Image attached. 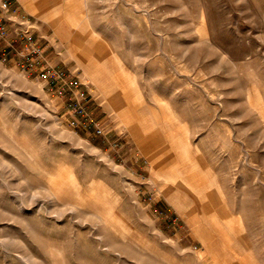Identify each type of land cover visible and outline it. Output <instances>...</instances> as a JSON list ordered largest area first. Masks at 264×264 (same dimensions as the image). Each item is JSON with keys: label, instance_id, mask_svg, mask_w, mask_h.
Instances as JSON below:
<instances>
[{"label": "rangeland", "instance_id": "1", "mask_svg": "<svg viewBox=\"0 0 264 264\" xmlns=\"http://www.w3.org/2000/svg\"><path fill=\"white\" fill-rule=\"evenodd\" d=\"M18 1L0 0V264H264V0H46L77 14L142 138Z\"/></svg>", "mask_w": 264, "mask_h": 264}, {"label": "bare ground", "instance_id": "2", "mask_svg": "<svg viewBox=\"0 0 264 264\" xmlns=\"http://www.w3.org/2000/svg\"><path fill=\"white\" fill-rule=\"evenodd\" d=\"M20 1L28 12L33 13L34 15L42 18L52 26L56 36L67 49L68 55L72 59H75L77 61L78 65L81 68H83V71L87 76V78L91 82H93L107 96L110 104L113 106V108H115L118 115H120V117L123 119L125 126L128 127V129H130L132 134L136 137H141L144 130L141 129L138 125H136L137 122L134 119L130 108L128 106H123V103L121 102L124 101L125 94L121 93V91L119 90H116L114 87L107 85V83L114 76L107 71V68L105 67L103 60L99 57V55L95 53V51H93L92 49L93 42H90V40L87 39V37L84 38L83 35L76 30L77 27L80 25L77 14H75V12H73L68 7L66 8L65 12L64 11L61 12L60 11L61 9L57 7L58 3L56 1H53L51 6L45 5L46 0H20ZM70 1L72 0H68V2ZM63 13L65 14L63 15ZM71 27L72 28L74 27V29L71 30ZM149 140H151L152 141L151 143H153V139H149ZM147 141L148 140H146V142ZM143 143H140V146L143 149H146L145 144ZM158 171L159 173L161 172V174L164 175L163 170L158 168ZM180 174L184 178L181 179V183L178 184L189 188L194 194L198 193V196H200L201 198L203 196L202 189L201 188L199 189V187L198 188L192 187L188 183H186L185 180L187 179L188 181V175L186 169H181ZM156 187H159V185ZM48 189L54 196H57L55 194L57 192H55L53 188L48 187ZM170 197L171 200L176 201L174 196H170ZM84 201H85L84 196L80 195L77 200L70 201L69 204L72 206H77L80 203H83ZM191 206L192 204L190 203L187 204L186 206L185 205L183 206L184 212L187 215L189 221L193 219V215H192L193 212ZM198 229L201 232H204V228L202 226H198ZM217 253L218 252L216 249L210 251V255L213 259H216Z\"/></svg>", "mask_w": 264, "mask_h": 264}, {"label": "built area", "instance_id": "3", "mask_svg": "<svg viewBox=\"0 0 264 264\" xmlns=\"http://www.w3.org/2000/svg\"><path fill=\"white\" fill-rule=\"evenodd\" d=\"M25 23L27 24L28 21H25ZM27 39H31V34L27 36ZM40 77L53 89V93L59 97L68 95L74 109L85 115L87 114L84 105L89 97L82 88L80 78L74 72L65 73L48 64L40 72Z\"/></svg>", "mask_w": 264, "mask_h": 264}, {"label": "crops", "instance_id": "4", "mask_svg": "<svg viewBox=\"0 0 264 264\" xmlns=\"http://www.w3.org/2000/svg\"><path fill=\"white\" fill-rule=\"evenodd\" d=\"M18 1V0H17ZM19 2V1H18ZM34 16V15H33ZM35 17V16H34ZM37 18V17H36ZM43 21V20H42ZM45 22V21H44ZM47 23V22H46ZM48 24V23H47ZM49 25V24H48ZM50 26V25H49Z\"/></svg>", "mask_w": 264, "mask_h": 264}]
</instances>
